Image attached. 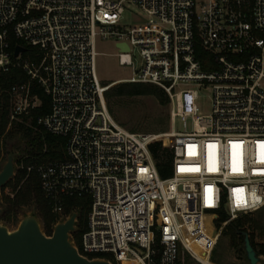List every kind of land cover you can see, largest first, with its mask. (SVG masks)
Here are the masks:
<instances>
[{"label": "built area", "instance_id": "2783aa9c", "mask_svg": "<svg viewBox=\"0 0 264 264\" xmlns=\"http://www.w3.org/2000/svg\"><path fill=\"white\" fill-rule=\"evenodd\" d=\"M126 5L146 18L124 27ZM10 35L34 58H15ZM97 38L114 41L120 66L139 59L121 81L166 92L169 132L133 133L114 121L96 73ZM15 68L28 80L7 90L10 120L39 105L36 84L50 100L37 124L65 139V159L35 166L57 223L75 212L64 214L66 199H89L88 227L75 246L81 256L177 264L181 249L198 261L196 245L210 259L221 213L225 226L264 208V0H0V72ZM197 88L211 91L207 116ZM161 136L174 139L167 179L150 151Z\"/></svg>", "mask_w": 264, "mask_h": 264}, {"label": "trees", "instance_id": "16d2710c", "mask_svg": "<svg viewBox=\"0 0 264 264\" xmlns=\"http://www.w3.org/2000/svg\"><path fill=\"white\" fill-rule=\"evenodd\" d=\"M17 45L25 48L23 58H34V49L15 40L10 35V52H13ZM27 80L28 76L19 68L12 69L8 73L0 72V151H5L6 155L14 150L19 151L15 158L14 176L1 190L0 208L2 211L0 221L5 224L20 222L18 220L19 215L25 213L26 208H30L31 212H34L38 218L43 232L47 236H51L58 215L52 212L49 201L41 189L35 166L40 163L65 159L66 145L64 138L46 132L37 124V118L49 112L50 100L36 84L33 85L32 93L38 97L39 105L33 108L29 115H23L21 122L10 120L11 103L7 90L11 85ZM136 96H153L162 107H166L168 110L170 108V99L166 92L152 84L124 82L110 87L104 93L110 114L114 113V107L119 102ZM169 120L168 111L166 117L161 121L159 120L160 127H162L160 131L165 133L169 131L166 127V122ZM173 142L172 137L161 136L150 144L153 160L162 179H167L172 175ZM28 168L31 169L28 170ZM7 188H10V193L4 192ZM82 200L89 201L88 197H83L69 198L64 202V214H69L73 210L77 212L75 230L70 236L71 241L75 243L78 242L83 233L81 214L84 210V204H82ZM201 221L205 231H210L209 217L203 216ZM225 221H227V216L221 213L214 223L217 231ZM245 235H248L257 256L264 254V242L256 241L257 238H264V208L227 222L221 229L209 261L213 264H223L226 257L224 248H226L227 254H232L236 259L241 260L242 264H248L244 249ZM221 237L226 238L225 247L220 246ZM177 264L199 263L195 262L188 252L181 249Z\"/></svg>", "mask_w": 264, "mask_h": 264}, {"label": "rangeland", "instance_id": "374dc122", "mask_svg": "<svg viewBox=\"0 0 264 264\" xmlns=\"http://www.w3.org/2000/svg\"><path fill=\"white\" fill-rule=\"evenodd\" d=\"M145 18L146 16L138 8L132 5H126L125 12L122 16L121 24L124 27L129 28L131 26L140 23ZM95 51L97 53L95 59L97 77L100 83L107 88L106 90L117 84L124 83L125 81H121V80L131 78L135 70L139 69L140 61L138 58L134 59L133 68L130 66H120L118 64V58H117L118 50L115 47L113 40H103L101 38H97L95 42ZM182 88L184 87L177 86L176 91ZM197 91H198L197 93L198 96L196 100V106L199 109V114L203 116H207L211 113V104H212L211 91L209 88H197ZM168 111L170 112V108L168 110V108L162 107L153 96H136L131 99H127L122 102H119L114 107V113L111 114V116L117 124H119L122 128H124L129 132L144 133V134H165V132L160 131L162 127H160L159 120L160 121L163 120L168 114ZM17 121L21 122L22 120L20 118ZM166 127L168 130H170L171 128L170 120L169 122H166ZM175 128L177 131H182V127L179 122L176 123ZM191 128H192L191 123L188 122V131H190ZM14 151L19 154L18 150H14ZM7 156L8 155H6L5 151H0V170L2 169V166L5 164L7 160ZM4 192L10 193V188L5 189ZM88 202L87 200H82V204H84V210L81 214L83 233L86 232L88 227V216L90 212V202L89 203ZM30 213H31V209L26 208L25 213L20 214L18 220H21L25 215H28ZM18 222H11L5 224L0 221V224L6 226L9 231H13L16 229ZM210 231H213V229H210ZM215 232H216V228L214 227V233ZM256 241L264 242V238H257ZM225 244H226V238L221 237L220 246L222 245V247H225ZM81 245H82V236H80L78 242L75 243V246L78 249L81 248ZM194 246H192V250L195 256L207 258V256H205L204 253L198 247H194ZM224 250L226 257L224 258L223 264H242L241 260L236 259L230 253L227 254L226 248H224ZM107 257L111 259L113 264H115L112 259V256H107ZM192 259L195 262H198L194 258ZM127 264H136V263L130 261L127 262ZM260 264H264V262H260Z\"/></svg>", "mask_w": 264, "mask_h": 264}, {"label": "water", "instance_id": "95a60500", "mask_svg": "<svg viewBox=\"0 0 264 264\" xmlns=\"http://www.w3.org/2000/svg\"><path fill=\"white\" fill-rule=\"evenodd\" d=\"M117 47L128 50L126 45L118 44ZM24 51V47L16 46L14 57L17 58ZM17 156L18 153L11 152L0 170V196L2 187L14 176ZM76 219L77 212H72L66 220L54 225L51 236L43 232L34 212L25 215L13 231L0 224V264H111L102 259L90 260L79 254L70 239ZM244 249L249 264H258L259 257L248 235L244 237Z\"/></svg>", "mask_w": 264, "mask_h": 264}, {"label": "bare ground", "instance_id": "6f19581e", "mask_svg": "<svg viewBox=\"0 0 264 264\" xmlns=\"http://www.w3.org/2000/svg\"><path fill=\"white\" fill-rule=\"evenodd\" d=\"M196 258H197V260L200 261L202 264H213V263H211V262L208 260V258H202V257H200V256H196ZM124 264H127V262L124 263Z\"/></svg>", "mask_w": 264, "mask_h": 264}, {"label": "snow or ice", "instance_id": "6c2138e0", "mask_svg": "<svg viewBox=\"0 0 264 264\" xmlns=\"http://www.w3.org/2000/svg\"><path fill=\"white\" fill-rule=\"evenodd\" d=\"M198 170V169H197Z\"/></svg>", "mask_w": 264, "mask_h": 264}]
</instances>
